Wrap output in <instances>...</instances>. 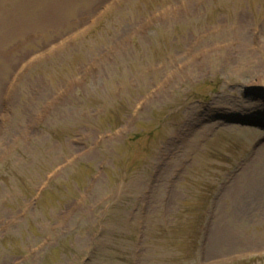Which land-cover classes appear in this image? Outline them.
Masks as SVG:
<instances>
[{
    "label": "rangeland",
    "instance_id": "1",
    "mask_svg": "<svg viewBox=\"0 0 264 264\" xmlns=\"http://www.w3.org/2000/svg\"><path fill=\"white\" fill-rule=\"evenodd\" d=\"M71 2L0 41V264H264V0Z\"/></svg>",
    "mask_w": 264,
    "mask_h": 264
},
{
    "label": "bare ground",
    "instance_id": "2",
    "mask_svg": "<svg viewBox=\"0 0 264 264\" xmlns=\"http://www.w3.org/2000/svg\"><path fill=\"white\" fill-rule=\"evenodd\" d=\"M43 1L45 0H19L20 3L15 2L16 5L10 9H5L0 6V41L4 40L5 37L7 36H13L14 34L20 33L21 27H23L24 25L26 26L28 25H31V26L40 25L41 26L42 25L43 27H48L52 25L55 27L58 15L54 14L47 8H40L39 7L40 2H43ZM47 1L49 3L52 2L54 4L53 6H57V4L61 0H47ZM75 1L77 0H72V2L70 3V7H71V4L73 5L75 4ZM62 4H65V3H62ZM170 10L171 9H169V11ZM169 11H167L166 13H168ZM40 12H46V14H48L50 17V20L49 19L46 20L45 18L46 16L39 14ZM6 14H9L10 16L9 19L6 18ZM12 19L14 20L11 22ZM223 30L225 29H222L219 27H213L211 31H209L210 34L208 33L205 36V37H208L212 42L214 41L213 46H209L206 44V47H203V48L207 49L208 47L207 51H209L215 47H220L221 44H223L224 42L228 40L229 34L231 36H234L236 34V30H234L233 28L226 29L225 33L223 32ZM211 38H216V41L212 40ZM218 40H219L220 46H217V44H215ZM221 41H224V42H221ZM84 72H86V70ZM254 82L259 83V84H264V72L261 71L259 76L257 77V81H254ZM236 128L238 129L240 127L236 126ZM242 129H244V127H242ZM262 146H264V144H262ZM250 176L251 175L248 176V180L245 185L250 183ZM241 180L244 183L245 177L244 178L242 177ZM237 187L238 186H236L234 190H236ZM254 189H255V186H252L249 189H247V192L252 193Z\"/></svg>",
    "mask_w": 264,
    "mask_h": 264
}]
</instances>
